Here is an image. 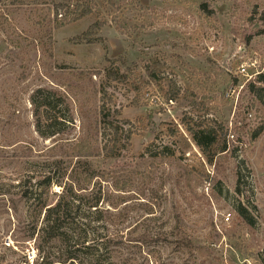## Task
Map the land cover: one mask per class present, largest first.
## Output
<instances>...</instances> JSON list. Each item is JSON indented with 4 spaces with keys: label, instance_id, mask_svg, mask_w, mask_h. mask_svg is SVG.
<instances>
[{
    "label": "rangeland",
    "instance_id": "rangeland-1",
    "mask_svg": "<svg viewBox=\"0 0 264 264\" xmlns=\"http://www.w3.org/2000/svg\"><path fill=\"white\" fill-rule=\"evenodd\" d=\"M60 3L93 13L55 29ZM263 11L264 0H0V264L66 263L76 248L43 240L45 213L89 165L98 178L76 189L105 203L78 222L84 264H264V131L250 142L264 128V92L250 91L264 87ZM96 22L100 39L81 42ZM40 90L70 121L49 139ZM111 124L116 158L101 150ZM209 129L204 152L192 133ZM86 139L100 152L79 158Z\"/></svg>",
    "mask_w": 264,
    "mask_h": 264
},
{
    "label": "trees",
    "instance_id": "trees-1",
    "mask_svg": "<svg viewBox=\"0 0 264 264\" xmlns=\"http://www.w3.org/2000/svg\"><path fill=\"white\" fill-rule=\"evenodd\" d=\"M92 13L93 8L91 6L88 7L86 4L76 3L73 6H69L64 3H60L57 5L56 10L55 29H61L66 24L78 22ZM256 13L259 14L258 11H256ZM260 19L264 21V11L260 14ZM102 27L103 22L94 23L79 37V39L81 42H85L86 44L95 43L100 39L98 38V34ZM259 83L264 84V75L260 76ZM250 91L256 99H263L264 87L262 85L257 87L252 86ZM31 102L36 112L35 116L39 118V121H37V131L40 136L42 138L49 139L60 135L63 132V128L66 127L67 123L70 121L65 117L55 114L52 115V111L54 112L57 106L53 103V95H47L45 92L40 90L32 96ZM105 131L109 132V137L103 139L104 145L101 150H103L106 154V157L116 158V150L118 146L116 141L119 136V131L117 127H114L112 124ZM263 131L264 128H261L260 131H254L250 135V142L253 144L258 141ZM192 136L198 148L204 152L214 145L217 140L216 137L213 136L212 129L193 132ZM76 146V156L79 158H92L100 152L98 148L96 149L97 142L92 143L91 139L81 141ZM73 176L74 177H70V181H68L71 182L69 185L58 183V186L62 188V191L59 195H57L56 203L49 208L46 207L47 209L44 219L45 225L42 229L44 236L42 238L44 241L46 240L45 242L48 244L53 241H58V243L67 247L73 246V248H76L73 251L74 253L68 255L65 264H84L82 261H79L77 254L85 251L87 248L86 244L88 242V238L86 235V229H83L85 225L83 224L82 227H80V223L78 222L87 220L88 215L85 214H90L93 209L95 213H99V205L101 202L104 204L105 200L104 197H102L103 192L101 190L99 198H91L93 195L92 192H90L89 195H84V193H82V189H76L75 184L83 182L88 190V187L92 186L95 179L98 178L97 173L90 165L85 170L79 172L77 176ZM46 184L50 186L51 180H46L44 186H47ZM115 189V191L121 192L124 188L116 186ZM82 213H84V215ZM240 214L245 216L242 209L240 210ZM108 264L113 263L108 262Z\"/></svg>",
    "mask_w": 264,
    "mask_h": 264
},
{
    "label": "built area",
    "instance_id": "built-area-1",
    "mask_svg": "<svg viewBox=\"0 0 264 264\" xmlns=\"http://www.w3.org/2000/svg\"><path fill=\"white\" fill-rule=\"evenodd\" d=\"M252 116L250 115V118H251Z\"/></svg>",
    "mask_w": 264,
    "mask_h": 264
}]
</instances>
